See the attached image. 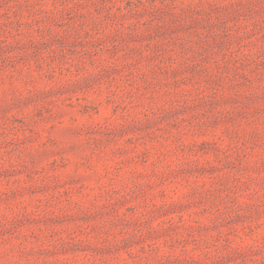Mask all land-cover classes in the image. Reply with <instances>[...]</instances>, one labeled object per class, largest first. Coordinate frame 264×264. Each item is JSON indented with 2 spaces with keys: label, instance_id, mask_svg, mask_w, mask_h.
Wrapping results in <instances>:
<instances>
[{
  "label": "rangeland",
  "instance_id": "rangeland-1",
  "mask_svg": "<svg viewBox=\"0 0 264 264\" xmlns=\"http://www.w3.org/2000/svg\"><path fill=\"white\" fill-rule=\"evenodd\" d=\"M0 264H264V0H0Z\"/></svg>",
  "mask_w": 264,
  "mask_h": 264
}]
</instances>
